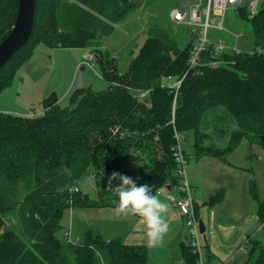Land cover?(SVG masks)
<instances>
[{"label": "trees", "instance_id": "trees-1", "mask_svg": "<svg viewBox=\"0 0 264 264\" xmlns=\"http://www.w3.org/2000/svg\"><path fill=\"white\" fill-rule=\"evenodd\" d=\"M146 3L36 0L29 41L0 70V94L40 44L89 50L110 86L101 92L77 89L67 107L52 93L41 113L0 112V264H149L146 245L106 240L92 229L80 244L63 242L64 213L117 208L121 182L112 179L113 172L153 185L156 196L166 186L174 190L180 180L174 153L180 135L190 131L197 159L212 156L227 162L244 138L264 149V3L252 18L246 10L240 15L253 30L254 54L225 53L218 69L202 67L187 74L193 39L180 50L175 40L152 30L128 71L121 73L99 41ZM18 10L19 0H0V44L12 32ZM205 57H213L212 49ZM185 75L178 90L164 84ZM227 118L237 130L204 131L229 123ZM226 137V146L219 148L216 139ZM88 175L96 180L99 201L79 189ZM250 195L263 212L255 181ZM224 196L223 190L216 192L207 205L220 204ZM186 241L184 260L197 264L189 235ZM248 264H264V245H253Z\"/></svg>", "mask_w": 264, "mask_h": 264}, {"label": "rangeland", "instance_id": "rangeland-1", "mask_svg": "<svg viewBox=\"0 0 264 264\" xmlns=\"http://www.w3.org/2000/svg\"><path fill=\"white\" fill-rule=\"evenodd\" d=\"M146 1L147 3L141 9L131 13L127 18L116 24V30L112 36L99 41V46L107 50L110 56L118 62L121 73L128 71L131 60L139 54L152 30L161 31L169 38L175 40L180 50L188 46L192 35L196 32L195 27L179 24L171 18V13L175 10H179L182 13L188 12V8L181 6L182 2L188 0ZM215 22L217 21H213V23ZM224 26L225 31L210 29L209 34L211 37L215 40H221L229 46L237 45L244 52H252L256 49L255 36L251 26L245 23L234 10L229 9L225 13ZM236 36H240V38L236 39ZM78 51L87 53V49H62L51 48L45 44L38 45L32 58L27 62L28 64L20 68L15 75L13 84L0 94V112L11 114L10 111H18L23 115H27L35 110L41 113L43 110L42 102L52 93L57 95L62 107H67L71 94L77 89L91 88L95 92L107 90L110 83L102 78L99 67H97L95 72L101 74L99 75L101 82H93V79L89 78L84 81V85L81 83L80 79L83 71L81 67L83 64L79 67L78 73L76 72L77 64L74 67ZM68 64L73 65L72 71L67 69ZM59 71L63 74L60 80L56 77ZM171 83H174V81H165L164 84L169 86ZM144 96L142 94L141 98ZM227 121L229 123H225L226 125L223 122L217 123V132L222 129L227 131L238 129L237 126L231 125V120L228 118ZM211 126L209 127L210 129ZM193 142L194 133L192 131L180 135V147L189 158L186 166L187 174L188 171H191L192 174L196 172L195 164L197 160L192 156ZM217 145L224 148L226 143L223 140L218 142ZM249 147V142L246 139L243 140L234 156L236 164L250 166L256 163L255 161L249 162L246 160V156L253 153L249 150ZM253 147L256 150H262L260 146L256 145ZM199 163H202V160ZM255 180L257 185L258 183L264 185V171L259 172ZM196 186V193L194 194V191L193 196L197 198V202L200 205L199 196L202 189L201 187L200 189L198 188V182ZM79 189L83 194H87L90 199L99 201L96 180L93 175L82 177L79 181ZM165 192L164 187L159 191L158 195ZM172 209H174L176 217L181 221L180 211L175 208ZM62 224L63 230L59 232V237L63 242L69 241L74 244H80L84 241L86 231L92 229L95 234H100L106 240L121 239L123 243H143L150 246L148 253L149 264H161V259H154V253L156 250L160 251L162 249L160 244H166L167 233L157 245H150L145 234L144 220L132 212H118L117 208L111 207L74 208L64 213ZM168 224L170 228L171 224ZM182 231L184 237L190 234V229L187 227L182 228ZM165 244L163 248H165Z\"/></svg>", "mask_w": 264, "mask_h": 264}, {"label": "crops", "instance_id": "crops-1", "mask_svg": "<svg viewBox=\"0 0 264 264\" xmlns=\"http://www.w3.org/2000/svg\"><path fill=\"white\" fill-rule=\"evenodd\" d=\"M78 52L76 62L74 63V67L77 64L76 72L79 70V67H81L82 64L84 65L87 61V56L90 53L89 50H87L86 54L84 51H82L83 53L80 51ZM27 64L28 63L25 65ZM74 67L72 64H68L67 69L72 71ZM97 67L98 65H96L95 61L92 67H81L83 71L80 80L83 85L84 81L89 78L93 79V82H101L99 76L101 74L95 72ZM62 75V72L59 71L58 75H56L57 79H62ZM10 112L16 115H23L18 111ZM27 115H30V113ZM216 125L217 124L212 125L211 129L206 127L204 131L207 133L215 132L217 131ZM225 139H227V137L224 139L217 138L216 144L223 140L226 143ZM245 139L246 138L243 140ZM246 140L250 145L249 150L253 152L249 156H246V160L249 162H256L250 166H245L243 164L239 165L234 162V156L239 150L242 141L239 147L229 155L227 162H223L219 158L212 156H205L197 159L194 156L193 149L192 156L197 160L195 164L196 172L192 174L190 171V174L188 171L187 176L189 177L193 192L195 191L194 194L196 193L197 182L199 183L198 188L200 189L201 187L202 189L199 196L200 205L195 197L194 202L195 208L198 211L197 216L200 221H203L206 229L205 233L202 235V244L204 246L202 259L208 263L248 264L253 245H264V218H262L264 211L260 213L257 203L250 195L251 182H256V175L264 171V149L261 151H259L260 149L256 150L253 146L257 144H252L248 139ZM186 156L188 157V155ZM201 160L202 163H199ZM257 186H259L260 198L264 205V185L258 183ZM165 190L166 192L158 195V197L169 206L165 218L171 226L166 234L167 242L166 244L164 243L166 245L165 248H163L164 244H160L162 249L160 251L156 250L154 259H161V264H187L184 260V254H182V243L187 242V236L185 235L184 237L182 231V228L187 227L186 220L179 208L169 199L170 193L173 192L171 187L166 186ZM220 190H223L225 194L223 201L214 207L208 206L207 201ZM172 208L180 211L181 221L176 217V213ZM137 217L139 216L137 215ZM127 244L146 245L143 243ZM146 246L148 247L149 253L150 246Z\"/></svg>", "mask_w": 264, "mask_h": 264}, {"label": "built area", "instance_id": "built-area-1", "mask_svg": "<svg viewBox=\"0 0 264 264\" xmlns=\"http://www.w3.org/2000/svg\"><path fill=\"white\" fill-rule=\"evenodd\" d=\"M263 3L264 0H188L182 2L181 6L188 8V12L182 13L179 10H175L171 13L172 20L179 24H187L196 28V32L192 35L193 48L188 61L189 69L187 74L194 69L202 67L218 69L225 63L222 57L225 53L231 52L236 55L244 53L254 54V51L244 52L237 45L229 46L221 40H215L211 37L209 31L210 29L226 30L224 26L225 13L229 9L234 10L238 15H241L242 10H246L249 12L250 18H252L258 13ZM213 21L217 22L213 23ZM239 38L240 36H236V39ZM210 49H212L213 57L207 59L205 55ZM259 52H262V50H259ZM94 59V54L89 53L84 65L92 67ZM186 75L180 80H175L169 86L178 90ZM170 81L172 80L170 79ZM174 156L179 165L178 174L180 180L173 192L170 193L169 199L185 217L186 226L190 229L191 247L193 252L199 256L197 264H221L218 262L208 263L202 259L204 246L201 236L203 234L201 233L200 220L196 213L193 188L186 172L188 160L180 145L176 148Z\"/></svg>", "mask_w": 264, "mask_h": 264}, {"label": "clouds", "instance_id": "clouds-1", "mask_svg": "<svg viewBox=\"0 0 264 264\" xmlns=\"http://www.w3.org/2000/svg\"><path fill=\"white\" fill-rule=\"evenodd\" d=\"M119 177L118 212H132L143 218L146 227V237L150 245L161 242L169 230L165 219L168 204L153 194V185L138 184L136 180L117 172L112 173V179Z\"/></svg>", "mask_w": 264, "mask_h": 264}, {"label": "water", "instance_id": "water-1", "mask_svg": "<svg viewBox=\"0 0 264 264\" xmlns=\"http://www.w3.org/2000/svg\"><path fill=\"white\" fill-rule=\"evenodd\" d=\"M36 0H19L16 23L9 36L0 44V70L29 41L34 27ZM201 233L205 225L200 221Z\"/></svg>", "mask_w": 264, "mask_h": 264}]
</instances>
